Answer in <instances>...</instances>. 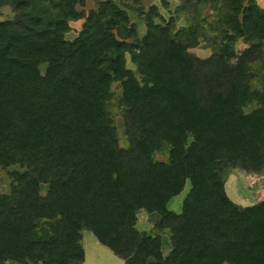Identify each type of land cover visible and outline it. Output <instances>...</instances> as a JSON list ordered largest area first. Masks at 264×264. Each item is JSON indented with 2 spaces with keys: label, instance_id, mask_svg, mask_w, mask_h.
Returning a JSON list of instances; mask_svg holds the SVG:
<instances>
[{
  "label": "trees",
  "instance_id": "obj_1",
  "mask_svg": "<svg viewBox=\"0 0 264 264\" xmlns=\"http://www.w3.org/2000/svg\"><path fill=\"white\" fill-rule=\"evenodd\" d=\"M88 1L0 0V264H83L84 231L124 264H264V196L225 189L264 169V11L182 0L139 38L114 0ZM208 35L212 54H190ZM139 211L158 216L148 233Z\"/></svg>",
  "mask_w": 264,
  "mask_h": 264
},
{
  "label": "rangeland",
  "instance_id": "obj_2",
  "mask_svg": "<svg viewBox=\"0 0 264 264\" xmlns=\"http://www.w3.org/2000/svg\"><path fill=\"white\" fill-rule=\"evenodd\" d=\"M258 2L259 0H255ZM263 1V0H261ZM115 3L120 5L123 9H125L129 15L131 23H133L136 27V31L138 37L141 38L146 33V17L148 15V11H150L151 7H156L158 13L165 19L168 20L169 17H175L176 8L179 7L182 3V0H138V2L134 0H114ZM263 7V4L260 3ZM94 8V1L89 0L86 4L85 10L88 11ZM141 8L143 12L140 14L136 11V9ZM210 15H216V12L210 10L209 6L202 7L200 9L199 18L200 20L206 18ZM14 17V13L9 6H4L0 10V21L10 20ZM212 18V17H211ZM156 22L159 21V18H154ZM186 17L182 15V18L179 19L176 26L183 27L185 26ZM83 21L71 22L70 26L72 30L66 35L67 40H73L78 31L81 29ZM213 41L211 36H207V39H200L199 47L190 49V54H193L199 58L205 59L208 58L212 54V47L210 42ZM246 45L239 41L236 49L238 51L243 50ZM127 68L134 69V66L130 63L129 56L127 55ZM138 77V76H137ZM112 90L119 91V85L114 84L112 86ZM249 108L247 111H249ZM120 119H118V128H119V139L121 143L124 142V138L121 132ZM18 170L21 171L18 167L9 168L8 171ZM10 179L6 174V171L0 169V192L7 193L9 190ZM190 189L189 183L186 184L184 191L172 198L168 204V209L174 213H180L182 209V202L185 195L188 193ZM225 189L227 196L237 205L246 207L254 205L260 202L264 196V169L256 175H249L243 173L239 170H233L229 174L225 182ZM45 191V187L42 189ZM158 216L155 214H146L143 211L138 212V222L136 225V229L140 232H150L152 229L153 223L157 220ZM167 235L164 236L165 244L167 245ZM165 245V246H166ZM169 246V245H168ZM163 248L164 255L169 253V247ZM83 248L85 259L83 264H124V261L118 257H116L108 248L102 246L97 242V240L93 237V235L88 232H83ZM7 264H18L14 262H7Z\"/></svg>",
  "mask_w": 264,
  "mask_h": 264
},
{
  "label": "crops",
  "instance_id": "obj_3",
  "mask_svg": "<svg viewBox=\"0 0 264 264\" xmlns=\"http://www.w3.org/2000/svg\"><path fill=\"white\" fill-rule=\"evenodd\" d=\"M263 11H264V0L263 1H261V0H259L258 2H256L255 0H253ZM260 3H262L263 4V7L260 5ZM169 204V203H168ZM84 249V248H83Z\"/></svg>",
  "mask_w": 264,
  "mask_h": 264
}]
</instances>
